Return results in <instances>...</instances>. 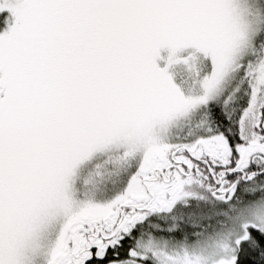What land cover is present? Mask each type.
Here are the masks:
<instances>
[{"label": "snow or ice", "instance_id": "snow-or-ice-1", "mask_svg": "<svg viewBox=\"0 0 264 264\" xmlns=\"http://www.w3.org/2000/svg\"><path fill=\"white\" fill-rule=\"evenodd\" d=\"M0 264H264V0H0Z\"/></svg>", "mask_w": 264, "mask_h": 264}]
</instances>
